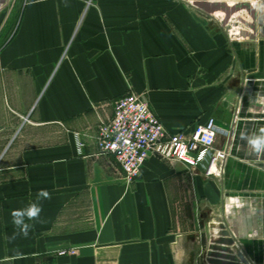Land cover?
Segmentation results:
<instances>
[{"label":"crops","instance_id":"1","mask_svg":"<svg viewBox=\"0 0 264 264\" xmlns=\"http://www.w3.org/2000/svg\"><path fill=\"white\" fill-rule=\"evenodd\" d=\"M166 2L15 0L22 9L6 11L0 0V264H187L178 231L205 206L221 208L250 263L264 264V148L249 142L264 136V81L247 85L258 96L220 179L151 157L128 180L98 147V126L130 91L169 131L189 133L197 118L230 120L212 84L228 83L231 65L264 79V38L237 48L203 14L156 5ZM40 189L51 193L42 222L15 235L11 211ZM228 197L245 205L231 217Z\"/></svg>","mask_w":264,"mask_h":264},{"label":"rangeland","instance_id":"2","mask_svg":"<svg viewBox=\"0 0 264 264\" xmlns=\"http://www.w3.org/2000/svg\"><path fill=\"white\" fill-rule=\"evenodd\" d=\"M207 3H209L215 11L207 12L205 8ZM15 4V0H11V3H9V7L6 11H12ZM220 4L222 6H219ZM129 5L136 6L138 4L130 2ZM156 5H160L161 7L170 5L172 10H190L203 14L206 17L205 20L209 21L215 30H219L221 34L224 33L231 41V44L235 45L237 48L245 43L250 44L251 47L255 48L256 45L263 41L262 38H264V0H167L166 3H156ZM21 9L22 3L16 5V11H20ZM252 10L254 11L253 15ZM13 21L15 22L16 19ZM231 60V64H234L235 61L233 55H231ZM256 71L257 70H252L251 72L247 71V74L245 73L244 78H242L238 68H232L231 65L230 81L228 83L222 82L212 84L215 90L220 91L221 96L219 100H214L213 106L221 110H226L229 114H231V118H227L230 119L227 123L223 122L218 124L219 133L215 145L216 151H223L224 148L227 147V142L230 137L233 138L236 135L235 141H237L239 139L237 136V130L240 126H242L241 124L243 120L251 119L249 118L251 116L245 117L243 113L248 110L251 105H254V103L250 102L257 99V93L260 88H248L247 85L249 84L251 86L254 83L259 84L264 81L260 72L257 73ZM242 80L244 81L243 85L241 84ZM253 91H255V93H253ZM136 94L149 101L146 94ZM253 116L256 118L254 114ZM210 117L212 116H204L201 117L202 119L197 118L198 120L195 123H202V121L204 122ZM197 124L195 126H197ZM185 133L190 134V132ZM245 138L243 137L242 139ZM239 148L240 147H237V149ZM229 158H231V145L229 147V156L227 161ZM227 161L225 167H222L224 169V174L226 173ZM221 164L220 160L219 164L216 165L218 170H220ZM190 171L192 172V170ZM197 172L199 173L200 171ZM201 174L216 180L221 178L220 176H215L214 174H208L207 170H202ZM234 207L242 208L245 207V205L243 202L235 204L231 201V197H228V202H226V212L229 217H231V210H233ZM203 209H201V207L199 208V219L195 217L197 212L192 213L191 210L188 209L190 211L187 210V217L190 216V221L186 227H182L181 230L179 228L178 231V233L183 236V243H181V245L182 247H186L188 251L187 264H207L206 257L209 251V246L213 239H215V237L217 238L216 234H219L220 232L218 227L212 228L210 226L211 223H225L231 232V227L230 224H228V221H223L221 208L213 211L211 208L205 206ZM208 211H210V213H208Z\"/></svg>","mask_w":264,"mask_h":264},{"label":"built area","instance_id":"3","mask_svg":"<svg viewBox=\"0 0 264 264\" xmlns=\"http://www.w3.org/2000/svg\"><path fill=\"white\" fill-rule=\"evenodd\" d=\"M97 133L100 151L116 159L128 180L139 176L151 157L222 177L231 145L230 137L223 151L215 150L219 126L214 117L197 124L190 134L169 131L150 102L134 92L114 102L112 118L101 122ZM220 160L218 170L216 165ZM66 254L75 255L77 251L60 252V255Z\"/></svg>","mask_w":264,"mask_h":264},{"label":"water","instance_id":"4","mask_svg":"<svg viewBox=\"0 0 264 264\" xmlns=\"http://www.w3.org/2000/svg\"><path fill=\"white\" fill-rule=\"evenodd\" d=\"M219 6L222 5L220 4ZM205 8L207 12L215 11L209 3H207ZM253 14L254 11L252 10ZM210 226L212 228L218 227L220 232L216 234L217 238L215 237L209 246L206 257L207 264H251L239 248L225 223H211Z\"/></svg>","mask_w":264,"mask_h":264},{"label":"clouds","instance_id":"5","mask_svg":"<svg viewBox=\"0 0 264 264\" xmlns=\"http://www.w3.org/2000/svg\"><path fill=\"white\" fill-rule=\"evenodd\" d=\"M249 142L257 152L264 148V146H262L264 145V136L250 139ZM49 199H51V193L47 189H40L36 193L34 201L30 202L23 208L11 211L12 224L18 229V232L15 233V235H22L26 238L29 231L34 227V224L30 222H42L40 221V214L43 211L41 201Z\"/></svg>","mask_w":264,"mask_h":264}]
</instances>
